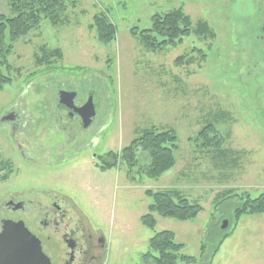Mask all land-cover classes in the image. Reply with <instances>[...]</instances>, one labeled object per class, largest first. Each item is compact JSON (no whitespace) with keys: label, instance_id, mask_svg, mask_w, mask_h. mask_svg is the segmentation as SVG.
Here are the masks:
<instances>
[{"label":"rangeland","instance_id":"obj_1","mask_svg":"<svg viewBox=\"0 0 264 264\" xmlns=\"http://www.w3.org/2000/svg\"><path fill=\"white\" fill-rule=\"evenodd\" d=\"M10 1L0 0V13H10ZM66 5L60 21L45 19L13 42L9 69L0 58L12 78L0 89V117L12 108L25 114V135L16 140L23 139L36 158L57 161L63 157L53 147L64 140H57L55 127L45 139L40 126L50 125L49 115L57 113L59 88L70 86L76 100L90 93L96 118L79 141L106 127L99 149L104 156L111 153L115 165L93 166L81 157L71 165L30 169L16 157L15 172L0 166L7 171L0 191L35 184L72 196L84 211L81 217L105 233L102 264H152L146 259L150 239L165 230L174 232L182 254L196 257L191 264H264V214L237 212L264 193V66L256 68L260 62L248 58L253 45L237 22L254 16L250 1L66 0ZM228 7L230 17L223 14ZM175 9L194 27L208 20L211 35L192 34L154 52L132 33L152 27L154 14ZM96 16L117 27L109 44L99 39ZM210 125L215 130H204ZM149 130L177 136L175 163L159 179L149 177L151 158L140 147L132 168L122 157ZM15 156L0 136V159ZM149 190L178 191L201 210L185 221L156 214L157 225L150 229L142 222L152 203Z\"/></svg>","mask_w":264,"mask_h":264},{"label":"flooded vegetation","instance_id":"obj_2","mask_svg":"<svg viewBox=\"0 0 264 264\" xmlns=\"http://www.w3.org/2000/svg\"><path fill=\"white\" fill-rule=\"evenodd\" d=\"M249 1L254 8V16L237 21L238 29L247 43L251 41L253 47L248 58H255L256 63L259 61L256 68L260 69L264 66L260 61L261 57L264 58V0ZM229 7L223 13L228 14V17L232 12ZM201 22L209 23L208 20ZM67 88L69 90L58 89L57 113L49 115L47 123L50 125L40 126L47 140L50 135L46 131L50 127L56 128L55 137L59 140L61 136L64 142L55 145L53 151L60 153L63 158L57 161L40 160L34 156L31 148L24 147V140L20 138L25 135L23 127L28 119L25 114L12 108L13 110L0 117V136L13 147L16 156L0 159V166H12L13 170L10 169L13 173L17 166L16 157L30 169L71 165L81 157H86L92 160L93 166H97L99 161L102 167L111 168V153L106 152L104 156L99 149L102 132L106 127L103 126L97 132L93 131L88 141H79L80 133L86 137L87 123L96 118L95 114L88 119L59 108L60 93L73 91L70 86ZM90 98L92 95L87 93L82 99L74 98V104L81 107L89 102ZM93 98L95 108V97ZM36 131L34 128L32 134ZM17 135H20L19 141L16 140ZM33 142L36 143V140ZM2 174L6 175L7 171L0 172V177ZM81 209L73 197L64 191L35 184L25 189L0 191V264H102L107 241L105 233L100 226L96 227L88 216L83 219L81 213L84 211Z\"/></svg>","mask_w":264,"mask_h":264},{"label":"trees","instance_id":"obj_3","mask_svg":"<svg viewBox=\"0 0 264 264\" xmlns=\"http://www.w3.org/2000/svg\"><path fill=\"white\" fill-rule=\"evenodd\" d=\"M9 7V14L0 13V58L2 65L8 69L10 65L7 55L13 42L26 37L30 31L40 28L45 19L57 23L67 11L66 0H11ZM95 26L101 43L109 44L113 41L117 34L115 24L104 16H96ZM132 33L139 35L141 42L155 52L163 51L168 47H176L183 43L184 38L192 34H197L199 37L210 36L212 29L205 22H200L194 27L190 17L182 9H175L165 14H154L152 27L143 30L134 28ZM180 59L184 60V56H181ZM11 82V76L5 74L0 67V89ZM208 129L215 130L211 125L204 130ZM204 130L200 135L204 134ZM176 144L177 136L172 130L163 132L149 130L127 146L122 151V157L127 159V163L132 168L136 162L135 149L140 147V150L151 158L149 177L159 179L175 163ZM118 157L117 154L113 155L115 162ZM114 165L115 163L112 166L114 167ZM146 195L151 197L152 203L148 206V213L142 216V222L150 229H155L157 225L156 214L185 221L193 219L201 210V206L191 203L178 191L153 192L149 190ZM237 212L238 214L245 212L264 214V193L257 198H249L241 209H237ZM149 246L150 251L146 259L152 264H178L179 262L191 264L196 262V257L182 254L183 245L176 240L172 231L157 232L150 239Z\"/></svg>","mask_w":264,"mask_h":264},{"label":"water","instance_id":"obj_4","mask_svg":"<svg viewBox=\"0 0 264 264\" xmlns=\"http://www.w3.org/2000/svg\"><path fill=\"white\" fill-rule=\"evenodd\" d=\"M75 94L62 91L60 93V105L59 108H64L70 112V114H78L80 116L91 118L95 114L94 104L90 98L89 102L81 107H77L74 104ZM227 222L224 223L225 227Z\"/></svg>","mask_w":264,"mask_h":264}]
</instances>
